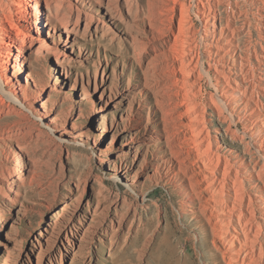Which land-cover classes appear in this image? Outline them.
Segmentation results:
<instances>
[{"label": "rangeland", "instance_id": "1", "mask_svg": "<svg viewBox=\"0 0 264 264\" xmlns=\"http://www.w3.org/2000/svg\"><path fill=\"white\" fill-rule=\"evenodd\" d=\"M153 1L59 0L60 14L50 0L30 7L29 33L37 39L0 69L7 81L0 79V264H147L150 232L143 239L138 230L165 225V216L181 224L179 249L192 264H227L207 221L189 225L202 206L185 197L195 196L188 176L197 175L198 158L190 149L184 74L173 57L180 8L171 28L161 12L172 0ZM182 1L194 5L200 125L241 165L238 158L249 155L209 106L216 90L205 73L213 42L207 0ZM230 1L240 12L238 58L243 44L264 45V4ZM152 3L161 33L153 34L146 17ZM215 23L219 29V18ZM28 71L38 74L40 87L26 82Z\"/></svg>", "mask_w": 264, "mask_h": 264}, {"label": "bare ground", "instance_id": "2", "mask_svg": "<svg viewBox=\"0 0 264 264\" xmlns=\"http://www.w3.org/2000/svg\"><path fill=\"white\" fill-rule=\"evenodd\" d=\"M38 1L0 0L1 70L8 69L12 64L11 59H19L23 56L28 46L34 44L37 39L29 33L31 28L29 24L31 23L30 17L32 14L30 7L33 6V2L35 7H38ZM50 1L51 3L54 2L57 13L59 11L61 13L63 1L62 4L59 0ZM245 1L249 2L251 0ZM223 2V0L203 2L204 8L208 6L210 10L209 15L205 17L207 26H209L206 28V33L213 38V42L209 43L211 47L208 49L210 60L205 73L210 77L209 82L216 90V93L210 92L209 95L210 109L223 122L228 124L225 129L226 134L230 135L234 141L241 143L245 149V154L249 155V161L244 157L238 158L242 161L241 165H238L240 164L238 160L232 161L229 156L222 154L220 147L213 140L210 130L204 128L203 124L200 125L199 118L201 114L198 115L199 103L197 101L199 91L195 87L197 82L196 69L200 56L195 50L198 39L195 40L197 31L196 29V32L194 31L191 17L194 5L189 6L182 0H172V4L169 5L168 9L161 12V23L165 24L163 19L166 18L172 25L171 28H173L178 8H180L179 31L178 33L173 31L175 37L173 57L181 65L184 74L185 85L183 88L186 110L189 115L190 149L196 153L198 158L196 163L198 167V170H196L197 175L195 172L194 177L188 176L189 183L194 187V189L188 190L193 189L196 197L194 196V198L190 193L186 194L185 197L188 199L187 204L194 206V204H198L196 201H200L202 206L193 211L192 217L194 219L189 225L192 226L195 223L197 225L200 222L204 224V221H207V225L206 222L204 224L205 228H208L209 224L214 237L219 239L221 245L216 242V239L214 245L216 244V248L220 250V253H223V258L227 264H264V45L260 41V49L255 44H253L252 49L251 44H243L244 53L240 54L238 58L234 56L241 46L238 42L241 28L236 25L237 16H240V12L239 9L233 7L230 0H227L223 5L224 11H226V15L223 16L219 9ZM258 2L264 4V0ZM236 6H239L238 2ZM157 8L158 6L152 3L150 4V10L146 13L153 34L162 31L157 23V20H159L157 14L159 10ZM137 14L140 16L138 12ZM210 16H213V21H211ZM216 18H219L221 23L219 29L215 26ZM262 20L264 22V14ZM143 21L144 18L141 22ZM210 23L214 25V28H210L212 26ZM55 25H53L54 28ZM37 32L39 31L37 30ZM216 33L219 34L218 37L214 36ZM39 42H41V39H39ZM14 48L16 51H14ZM39 52V47H36L33 54ZM212 55L215 57L213 58ZM227 56L229 57L227 58ZM36 61H39V56L36 57ZM4 76L1 73L0 79L7 83ZM31 80L34 82L35 87H40L41 80L34 71L27 72L26 82L30 83ZM20 89L23 88L20 87ZM41 99L38 96L35 101L39 103ZM202 116L205 118V115ZM240 124L243 125L241 129L234 128L235 126L239 127ZM188 153L190 151L186 154L188 155ZM183 158H180L183 160L182 165L184 163ZM195 159L194 156V161H196ZM184 170L187 172L188 168ZM182 172L184 173L183 170ZM191 172L188 173L191 174ZM199 174H201V177ZM200 178H202V183ZM184 190L186 191V189ZM203 202L204 204H202ZM165 217V225H158L159 227L153 228L154 230L146 225L143 226L145 228L142 227L138 230V233L142 234V238L150 232L149 238L147 237L149 240L146 248L145 245L143 246L145 249H143L145 251L144 259L147 264H192L187 256L189 254L181 253L179 249L184 243L180 237V234L183 233L181 224L176 219L169 216ZM183 218H185L184 215H182ZM148 227L149 230H147ZM205 231L207 230L205 229ZM133 245H137L136 239L132 241L127 249L131 250ZM212 250L215 251L216 249ZM217 254L219 253L215 252L210 255L214 258L218 257Z\"/></svg>", "mask_w": 264, "mask_h": 264}]
</instances>
